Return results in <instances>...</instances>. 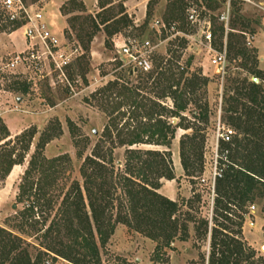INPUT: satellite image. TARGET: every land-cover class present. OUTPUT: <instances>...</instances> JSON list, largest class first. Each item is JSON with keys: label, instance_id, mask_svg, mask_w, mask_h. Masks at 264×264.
<instances>
[{"label": "rangeland", "instance_id": "1", "mask_svg": "<svg viewBox=\"0 0 264 264\" xmlns=\"http://www.w3.org/2000/svg\"><path fill=\"white\" fill-rule=\"evenodd\" d=\"M2 1L0 0V20L2 11L6 14ZM70 1L72 0L66 1L59 8L53 0H23L26 6L42 9L49 21H57L58 27L64 29L61 32L62 41L66 37L70 47H78L79 52L68 69L70 83L60 82L56 72L43 78L35 73L27 74L23 67L8 68L7 63L22 48L23 29L20 27L13 32L7 29L0 33V227L22 237L32 258L36 259L41 253L44 264H73L46 250L48 241L44 231L63 210H68L69 203L65 205L66 198L69 195L75 198L77 185H83L81 166L85 158L100 151L102 155H106L107 161L113 159L112 165H108L109 168L112 167L116 173L124 170L128 145L121 144L120 141L124 138L119 139L118 131L129 139V131L139 128L140 125L154 123L145 116L133 118L135 112L143 110L133 105V97L127 88L140 85L144 75L157 68L160 57H174L175 54L169 51L170 48L177 50L178 64L183 67H186L188 58L193 55L190 72H200L209 79L207 89L200 91L204 94L201 97L202 107H207L208 104L209 117L194 118L192 113H199L200 108L191 102L184 114L185 118L173 120L174 123H181L182 127H178L170 148L155 145H138L134 148L172 152L175 179H162L157 191L180 203L183 199L188 200L201 194V201H197L194 207L185 204L183 213L190 211L197 216L211 217L215 198L216 133L219 120L235 129V135L238 134L223 109L227 96L235 94L230 88L231 79L257 78L248 69L264 73V60H261L259 52V46L264 47V0H235L236 4L235 1L231 4L229 27L236 24L239 30L236 34L225 37L222 36L220 28L226 26L218 15L225 11L228 0H217L220 5L214 12L191 2L187 10L190 36L182 37L187 41L184 48L171 44L177 38L168 34L167 30V38L161 39L163 29L159 28L158 22L163 20L168 0L155 2L150 17V0H113L108 8H114L118 12L119 4L123 2L128 19L132 22V25L123 30L125 37L150 40L158 44L153 50L150 69L137 71H134L127 58L116 49V42L113 41L115 37L110 38L106 34L104 25L92 39L89 48L80 43L76 33L81 24L88 29L91 23L86 19L90 16L100 22L101 19L96 16L102 9L99 0L95 3L92 0L88 6L77 0L74 11L65 13L68 9H73ZM80 2L85 6L82 11L78 10ZM64 6L67 8L63 9ZM190 14L196 15L193 23L189 19ZM74 17H79V20ZM71 23L74 26L73 32L70 30ZM209 23L216 50L221 51L225 42L228 43V65L224 78L212 63V54L209 53L204 38ZM118 39L120 40V36ZM244 48L248 51L255 50L254 54L247 52V56L251 55L253 58L235 56L237 50ZM246 64L248 68L245 67ZM45 71L48 72V68ZM109 84H115L109 102H101L95 98L99 90ZM139 92L157 101L153 92ZM165 102L168 106L173 105L170 98L165 99ZM148 104L151 103L148 101ZM6 128L9 137L2 140L6 135ZM108 130L111 137L107 134ZM184 138L188 148L195 150L194 160L203 154L205 169L202 175L189 177L185 173L181 157V142ZM222 144H219V154ZM108 148H114L112 157L108 155ZM33 158L34 168L28 175V181L33 185V194L29 197L26 196L27 193L20 196L23 192L21 186L27 184L25 173L31 168ZM7 168L10 169L8 174ZM112 191L115 193L113 214L116 216L123 190L117 184ZM31 204L35 205L34 216L27 212ZM255 206L246 215L243 236L259 254L264 255V202L256 203ZM189 223V239L176 240L173 243L174 249H167L168 255L159 262L155 259L158 242L152 236L119 222L115 233L101 250L102 264H201V253L209 250V242L199 241L195 235V223ZM65 231L62 228V232ZM68 237L65 234L62 236L66 242L69 241Z\"/></svg>", "mask_w": 264, "mask_h": 264}, {"label": "trees", "instance_id": "2", "mask_svg": "<svg viewBox=\"0 0 264 264\" xmlns=\"http://www.w3.org/2000/svg\"><path fill=\"white\" fill-rule=\"evenodd\" d=\"M157 1L150 0L148 3L149 17L152 15L153 4ZM234 1H231L232 5ZM77 2L70 1L73 9H68L65 13L73 12ZM112 2L113 0H99L102 12L96 17L101 19L100 22L90 16L86 19L91 23L88 29L81 24L76 37L85 48H89L102 25L110 38L115 37L114 43L123 34V30L132 25L123 2L119 4L118 12L114 8H108ZM191 2L211 12L216 11L220 5L217 0H168L163 17L166 26L177 25L181 31L188 34L190 22L187 10ZM84 9V4L80 2L78 10ZM2 13L0 33L7 29L13 32L23 26V19L11 20L4 11ZM119 14L121 17H118ZM74 19L79 20V17ZM70 30L72 32L74 30L72 23ZM220 30L225 37L236 34L239 29L233 24L228 33L224 27ZM162 31L161 39L167 38L166 30ZM155 34L159 35L157 31ZM186 43L185 38L178 37L171 44L184 48ZM169 51L175 54L174 57L173 55L172 58L166 55L160 57L157 68L145 74L140 85L127 88L133 97V105L143 110L135 112L133 118L145 116L154 123L140 125L139 128L129 131L127 133L129 139L118 131L119 139L124 138L120 141L121 144L128 145L124 170L116 173L112 167L109 168L108 165H112L113 159L107 161L106 155H102L100 151L85 158L81 166L83 185H77L75 198L71 195L66 198L65 205L69 203L68 210H63L44 231L48 241L46 247L48 252H53L57 257L73 264H102L101 250L115 233L117 224L123 222L147 236H152L158 242L155 259L162 262L168 255L167 249H174L173 243L176 240L189 239V222L193 221L197 239L209 242V250L201 253V264H264V255L259 254L243 236L246 215L250 208L256 203L264 202V73L248 69L259 78V82L248 77L231 79L230 88L235 94L227 96L223 109L231 124L238 130V134L231 142L222 144L218 159L222 177L215 183L211 217L197 216L190 211L183 213L185 204L194 207L197 201H201V194L188 200L183 199L180 203L157 191L162 179H175L172 152L134 148L138 145L170 148L178 127H182L181 123H174L173 120L185 118L184 114L191 102L200 108L199 113H192L194 118L209 117L208 104L207 107H202L201 97L204 94L200 93L201 90L207 89L209 79L200 72H190L194 61L193 55L188 58L186 67H183L178 64L177 50L170 48ZM247 52L254 54L255 50L239 49L235 56L253 58L251 55L247 56ZM113 85L115 84H109L99 90L95 98L101 102H109ZM139 90L153 92L157 96V101L142 95ZM167 98L172 100V106L166 104ZM5 132L2 140L9 137L7 128ZM107 132L111 137V132L109 130ZM188 137L192 139L191 136ZM113 151L114 148H108L110 157L113 156ZM194 152L195 150L188 148L186 138L182 139V165L189 177L202 175L205 169L203 154L194 160ZM34 164L33 158L31 168L25 173L27 184L21 186L23 192L20 196L27 193L26 196L29 197L32 193L33 185L28 181V175ZM6 171L8 174L10 169L7 168ZM117 184L123 190V197H120L119 211L115 216L113 214L115 193L112 189ZM27 212L34 216L35 205H29ZM262 212L264 214V207ZM62 228L66 229L64 233ZM63 234L69 236L68 242L62 238ZM24 244L22 237L0 227V264H44L42 254L33 259Z\"/></svg>", "mask_w": 264, "mask_h": 264}, {"label": "built area", "instance_id": "3", "mask_svg": "<svg viewBox=\"0 0 264 264\" xmlns=\"http://www.w3.org/2000/svg\"><path fill=\"white\" fill-rule=\"evenodd\" d=\"M231 1L228 0L225 11L219 17L220 21L225 24L227 33L230 30ZM2 6L11 20H24L22 26L25 41L24 48L14 54L10 62L7 63V67L11 69L23 67L27 74L28 72L35 73V75L43 78L56 72L57 79L60 82L70 83L68 69L79 52L78 47H70L66 37H64L66 40L62 41L61 32L58 31L57 26L52 21H49L42 9L26 6L23 0H3ZM192 12H195V9H192ZM189 19L192 23L195 22L196 15L190 14ZM158 26L159 28L161 27V30H167L168 34L170 33L174 38L190 36V34L181 31L177 25L167 27L163 20L158 22ZM204 38L208 51L212 54V63L216 66L218 73L224 78L228 65L227 41L223 49L218 52L213 44L211 23L207 25ZM115 42L116 49L127 58L128 63L133 66L134 71L150 69L153 50L157 48L158 44H154L150 40L128 38L123 34L120 35V40L117 39ZM46 68H48V72L45 71ZM235 133V129L222 123L221 119L219 120L216 133L217 172L214 178V188L216 180L222 177V173L218 167V158L220 157L219 144L220 142H231ZM251 208L255 209V206Z\"/></svg>", "mask_w": 264, "mask_h": 264}, {"label": "crops", "instance_id": "4", "mask_svg": "<svg viewBox=\"0 0 264 264\" xmlns=\"http://www.w3.org/2000/svg\"><path fill=\"white\" fill-rule=\"evenodd\" d=\"M53 1H54L55 4L58 5V7L60 8L61 5L64 4V3H65L66 1H68V0H53ZM81 1H82L85 5H87V6L89 5L90 2H92V0H81ZM95 2H97V0H94V3H95ZM59 8H58V11H59ZM52 22L57 26L58 31L62 32V31L64 30V29H62L63 27H58V25H57V24H58L57 21L52 20ZM56 23H57V24H56ZM261 39H262V38H260V41H262ZM24 43H25V41L22 43L23 45H22V48H21L20 50H22V49L24 48ZM262 43L264 44V40L262 41ZM20 50H19V51H20ZM16 52H18V51H16ZM259 52H260V55H261V57H260L261 60H262V59L264 60V54H263V53H264V47L261 48V47L259 46Z\"/></svg>", "mask_w": 264, "mask_h": 264}, {"label": "water", "instance_id": "5", "mask_svg": "<svg viewBox=\"0 0 264 264\" xmlns=\"http://www.w3.org/2000/svg\"><path fill=\"white\" fill-rule=\"evenodd\" d=\"M253 81H255V82H259V79L258 78H253ZM21 99H19V101H20Z\"/></svg>", "mask_w": 264, "mask_h": 264}]
</instances>
